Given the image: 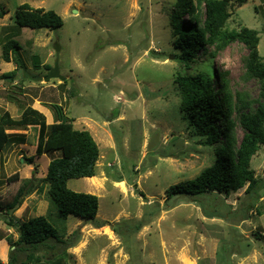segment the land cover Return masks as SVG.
Segmentation results:
<instances>
[{"label":"rangeland","instance_id":"obj_1","mask_svg":"<svg viewBox=\"0 0 264 264\" xmlns=\"http://www.w3.org/2000/svg\"><path fill=\"white\" fill-rule=\"evenodd\" d=\"M245 1L236 6L226 29L258 31L264 62V0ZM175 3L0 0V11L6 12L0 18V114L7 112L19 120L32 108L53 125V105H61L77 129L91 132L100 148L96 179H71L67 185L72 191L98 196L97 218L108 223L95 228L75 216L61 217L43 179L51 161L62 153L35 156L39 127L7 128L10 141L0 156L1 264H8L13 254L20 261L27 256L13 246L19 233L6 224L8 216L19 224L48 216L59 234L76 244L68 250L72 264H264V240L254 236L264 235V188L252 209L247 185L228 196L209 195L205 210L231 211L229 218H208L203 207L187 198L167 200L171 186L195 179L216 160L215 147L201 145L204 138L187 126L174 80L184 74L228 72L230 87L247 95L252 111L264 102L261 83L246 74L244 59L249 50L240 42L218 52L209 45L190 70L182 67L170 23ZM25 4L56 12L64 25L57 29L19 26L15 14ZM10 40H16L21 50L16 49L8 63L3 47ZM56 60L68 82L2 78L9 69H19L20 61L28 74L45 77L50 72L46 66L53 68ZM235 133L240 143L244 135L240 125ZM251 167L264 178V145ZM16 198L22 202L9 214L7 205ZM37 254L43 256L44 250Z\"/></svg>","mask_w":264,"mask_h":264},{"label":"trees","instance_id":"obj_2","mask_svg":"<svg viewBox=\"0 0 264 264\" xmlns=\"http://www.w3.org/2000/svg\"><path fill=\"white\" fill-rule=\"evenodd\" d=\"M245 2L176 0L170 15L173 45L179 51L176 58L180 60L182 67L190 70L192 64L198 60L200 52H206L209 45H213L218 52L234 42L244 44L249 50L247 58L244 59L246 74L257 79L264 92V62L259 53V32L248 27L240 30L226 29V22L236 6L240 7ZM203 6L205 10L202 9ZM5 15V11H0L1 19ZM185 16H188L189 21H183ZM15 19L19 26L31 29H57L64 25L63 19L56 12L32 9L27 4L18 8ZM16 49L21 50L20 44L16 40L8 41L3 47V59L8 63L12 62ZM153 54L157 55L154 52ZM15 59L18 60V57ZM46 68L49 71L52 69L51 66ZM17 72L16 68L3 74L2 78L14 77ZM227 76L228 72H215L214 76L197 73L179 75L174 80L182 96L181 111L189 120L187 126L193 127L195 134L204 138L201 145L215 147L216 160L195 179L171 186L167 190V200L178 197L190 199L203 207L208 218L216 215L229 218L231 215V211L224 214H211L206 211L204 204L209 195L228 196L247 185L246 195L251 199L249 209H252L262 197L258 191L264 188V178H259L251 167L252 158L264 145V102L252 111L250 102L246 100L247 95L234 92ZM53 108L56 120L53 125H48L45 116L32 108H27L19 120L7 112L0 114V156L10 141L7 128L29 125L39 127L35 156L62 153V156L51 161L47 176L43 179L49 184L48 195L52 203L57 205L60 216H75L95 228L104 227L108 223L97 218L98 196L72 191L67 185L71 179L92 178L96 175V164L100 157L99 145L90 131L75 127L74 120L64 113L61 105H53ZM238 125L244 132L240 143L235 133ZM28 161L33 163V158ZM21 202L22 200L16 198L8 204L9 214ZM6 224L16 227L19 233V239L13 246L19 253H27L26 259L22 261L17 254H13L8 264H72L73 258L68 250L76 244L66 241L48 216H36L21 224L15 223L8 216ZM141 226L137 225L138 228ZM254 236L257 240H264L262 234ZM7 240L9 243L12 241L11 238ZM40 250H44L43 256L37 254Z\"/></svg>","mask_w":264,"mask_h":264},{"label":"water","instance_id":"obj_3","mask_svg":"<svg viewBox=\"0 0 264 264\" xmlns=\"http://www.w3.org/2000/svg\"><path fill=\"white\" fill-rule=\"evenodd\" d=\"M75 12H76V10H75ZM55 50H56V52H59L60 47L55 46ZM19 63H20V68L18 69L17 75H15L14 77L6 78V79H8L10 81H12V80L17 81L19 79H24L25 77H28V78L33 79L35 81H49V80L59 79L62 83L68 82L67 77L63 76L60 72L58 60H56L54 67L50 70L49 74L45 77H37V76H32V75L28 74L26 72V70L23 68V66L21 65L22 62L20 61ZM155 136L157 138V137H159V134L157 133V134H155ZM155 136H154V138H155Z\"/></svg>","mask_w":264,"mask_h":264},{"label":"crops","instance_id":"obj_4","mask_svg":"<svg viewBox=\"0 0 264 264\" xmlns=\"http://www.w3.org/2000/svg\"><path fill=\"white\" fill-rule=\"evenodd\" d=\"M15 69H16V68L13 67L12 69H9L8 71L6 70V71H7L6 73H8V72H12V71H14ZM3 74H5V73H2V75H3Z\"/></svg>","mask_w":264,"mask_h":264},{"label":"bare ground","instance_id":"obj_5","mask_svg":"<svg viewBox=\"0 0 264 264\" xmlns=\"http://www.w3.org/2000/svg\"><path fill=\"white\" fill-rule=\"evenodd\" d=\"M94 178H95V177H94ZM95 179H96V178H95ZM95 179H94V180H95ZM92 180H93V179H92ZM187 264H188V263H187Z\"/></svg>","mask_w":264,"mask_h":264}]
</instances>
